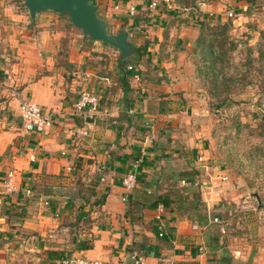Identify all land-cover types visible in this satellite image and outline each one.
Instances as JSON below:
<instances>
[{"label": "crops", "instance_id": "1", "mask_svg": "<svg viewBox=\"0 0 264 264\" xmlns=\"http://www.w3.org/2000/svg\"><path fill=\"white\" fill-rule=\"evenodd\" d=\"M223 1L172 0V8L155 10L139 5L130 16L126 0H94L109 32L128 30L136 48L122 69L128 73L125 92L118 50L85 36L68 15L43 11L32 21L19 0H0L4 91L16 94L11 100L16 110L27 99L52 117L42 132L19 121L0 143V209L5 207L0 264H59L72 254L130 264L134 252L145 264H264V226L257 219V210L264 209V186L254 183L264 173L252 181L241 162L221 157L226 147H217L215 140L222 132L204 117L210 101L200 87L196 42L201 25L222 10ZM83 91L99 97L96 113L76 111ZM83 125L90 129L85 141L74 135ZM183 149L198 170V194L179 192L181 202L168 192L170 174L179 171L169 157L179 160ZM189 150H197L196 160ZM9 170L15 172L16 190L6 194L2 180ZM130 170L138 181L126 192L121 180ZM166 182L168 189H161ZM129 195L138 218L132 221L122 201ZM161 195L166 206H144ZM245 199L249 210L240 211ZM9 205L19 206L21 221L8 220ZM160 205L162 237L155 220Z\"/></svg>", "mask_w": 264, "mask_h": 264}, {"label": "rangeland", "instance_id": "2", "mask_svg": "<svg viewBox=\"0 0 264 264\" xmlns=\"http://www.w3.org/2000/svg\"><path fill=\"white\" fill-rule=\"evenodd\" d=\"M183 1L194 5L196 0ZM22 3L20 9L28 14ZM222 3V10L208 15L201 27L205 44L211 47V55L204 57L202 54V58H197L202 75L200 87L210 101L209 115L204 117L209 125L222 132L216 134L215 143L219 148L224 144L227 151H220L219 155L241 162L243 172L253 181L259 173H264V0H224ZM65 15L67 18L68 14ZM5 77L6 74L0 72V143L8 140L13 125L19 121L23 125L18 109L11 104L12 96L4 91ZM228 128L232 129L230 133H226ZM12 141L16 144L15 138ZM8 149L9 146L3 154ZM189 154L195 160L199 155L197 150ZM178 159L169 157L172 168H179L184 175L197 174L198 170L187 160L184 149ZM180 162L181 165H175ZM181 180L184 183L180 181L179 192L188 196L194 194L195 187L188 185L184 177ZM259 182L264 186V179L254 181L255 184ZM167 184L161 189H168ZM260 187L257 185L254 190ZM9 209L8 220H22L24 214L19 206Z\"/></svg>", "mask_w": 264, "mask_h": 264}, {"label": "built area", "instance_id": "3", "mask_svg": "<svg viewBox=\"0 0 264 264\" xmlns=\"http://www.w3.org/2000/svg\"><path fill=\"white\" fill-rule=\"evenodd\" d=\"M125 12L133 16L137 7L141 5L146 10H155L159 6L164 5L166 8H172V0H126ZM115 9L120 8L119 3L114 5ZM229 16L232 13L228 14ZM131 69V66H128ZM14 93L12 96H15ZM75 109L77 112L88 111L91 113H96L99 109V97L95 94H92L87 91H83L80 93L77 101L75 102ZM18 116L22 122V124L26 128H30L36 132L45 131L52 123V117L50 114L42 111L40 106L32 101L23 99L19 102L18 107ZM74 135L78 137L79 140L85 141L90 136V129L88 126L83 125L78 130L74 132ZM31 159L34 160V157L31 156ZM137 165L134 166L136 168ZM15 172L14 170H9L2 180L3 191L6 194L13 193L15 188ZM184 183V181H182ZM121 185L126 192L132 191L137 186V174L135 170L128 171L121 180ZM1 196V193H0ZM126 196L122 197V201L125 202ZM249 200L245 199L239 205L240 211H248ZM254 210H257L256 208ZM163 205H160L158 208V212L155 215L156 220V228L158 235L160 237L165 234V222L163 220ZM257 219L261 225H264V209L257 210ZM214 221H217L214 219ZM130 264H145L144 257L137 252H134L131 256ZM59 264H109L105 261L99 259H91L81 254H72L64 257L60 260ZM157 264H181L178 262H174L172 260H161Z\"/></svg>", "mask_w": 264, "mask_h": 264}, {"label": "water", "instance_id": "4", "mask_svg": "<svg viewBox=\"0 0 264 264\" xmlns=\"http://www.w3.org/2000/svg\"><path fill=\"white\" fill-rule=\"evenodd\" d=\"M23 6L32 21L43 11L68 14L71 24L85 36L91 40L105 42L118 50L120 62L136 53V48L128 39L129 31L110 33L107 22L97 14L98 7L94 0H23ZM92 118L86 120L87 124L93 121Z\"/></svg>", "mask_w": 264, "mask_h": 264}, {"label": "trees", "instance_id": "5", "mask_svg": "<svg viewBox=\"0 0 264 264\" xmlns=\"http://www.w3.org/2000/svg\"><path fill=\"white\" fill-rule=\"evenodd\" d=\"M63 14H66V13H63ZM201 27H203V24L201 25ZM103 43L106 44L105 42H103ZM196 47L198 49L197 52H198L200 58H202L201 57L202 54L204 57H205V55H208V56L211 55V52H210L211 47L208 44H205V39L203 37L202 30H201L199 37L197 38ZM132 58L133 57L129 56L124 61H121V62L119 61V70L121 72L120 82H121V85L124 88L125 92L127 90H129V86H128V84H126V79H127L126 76H128L127 75L128 73L122 69H123L125 63L132 62V60H131ZM203 59H205V58H203ZM215 60H217V58L213 59L212 61L214 62ZM195 175H196L195 173H190V174L185 173V175H184L181 171L172 172L170 174V178H172V183H171L172 188H170L168 192L173 196H177L178 200L182 202V199H181V196H180L179 190H178V187L180 185V181L182 182L183 180H181V179H183V177H184L185 180H187L189 182V185L194 186V183H195L194 182L195 181L194 176ZM88 190L91 191V189H88ZM193 193H194V196H196V192L194 191ZM125 203L127 205L126 214L129 216V219L131 221L134 220V218L138 219L137 217L133 216V209L134 208H133V204H132L131 199H130V195L128 197H126ZM159 203H163L165 206L168 204L166 201V198L163 195H161V196H157L155 199L151 200L149 203L144 204V206H146V208H149V209H156V207ZM191 203H192V205H194V208H195L198 205L199 201L194 199L193 202H191Z\"/></svg>", "mask_w": 264, "mask_h": 264}]
</instances>
